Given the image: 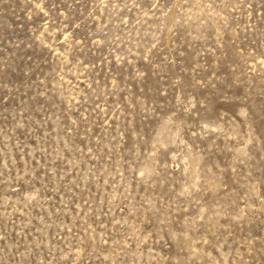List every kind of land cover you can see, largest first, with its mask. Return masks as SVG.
I'll use <instances>...</instances> for the list:
<instances>
[{
	"label": "rangeland",
	"instance_id": "rangeland-1",
	"mask_svg": "<svg viewBox=\"0 0 264 264\" xmlns=\"http://www.w3.org/2000/svg\"><path fill=\"white\" fill-rule=\"evenodd\" d=\"M0 264H264V0H0Z\"/></svg>",
	"mask_w": 264,
	"mask_h": 264
}]
</instances>
